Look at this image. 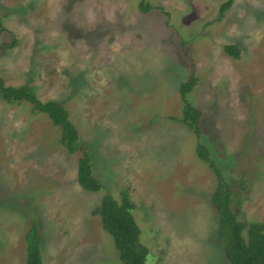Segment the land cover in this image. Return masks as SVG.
Returning <instances> with one entry per match:
<instances>
[{
  "label": "rangeland",
  "instance_id": "374dc122",
  "mask_svg": "<svg viewBox=\"0 0 264 264\" xmlns=\"http://www.w3.org/2000/svg\"><path fill=\"white\" fill-rule=\"evenodd\" d=\"M224 1L0 0V43L16 40L0 50V75L65 105L103 184H79L81 152L46 113L0 98V264H25L33 221L44 264H123L93 212L122 189L145 264H230L211 201L218 179L196 145L231 183L240 217L264 223V0H234L219 17ZM191 74L200 137L181 120Z\"/></svg>",
  "mask_w": 264,
  "mask_h": 264
},
{
  "label": "trees",
  "instance_id": "16d2710c",
  "mask_svg": "<svg viewBox=\"0 0 264 264\" xmlns=\"http://www.w3.org/2000/svg\"><path fill=\"white\" fill-rule=\"evenodd\" d=\"M234 0H225L219 8V17L228 10ZM149 4L141 3L140 9L147 11ZM14 39L9 43H0L3 47L15 45ZM227 54L238 58L240 49L236 44H225ZM197 78L191 74L189 79L179 84V93L182 100L181 120L198 137L202 134V112L188 98ZM0 98L11 103L23 101L32 104L34 111L44 112L52 123L61 129V142L70 152L80 151L77 171V180L86 190H101L103 184L94 175L92 156L80 140V134L69 116V111L63 103L55 99L42 101L37 96L34 85L24 83L21 85L6 84L0 75ZM198 157L207 162L217 176V186L211 195V201L216 211L219 235L223 241V250L230 264H264V223L247 221L233 207L237 202L231 183L222 175L221 170L210 156L207 147L197 142ZM134 202L130 199L126 189L120 191L116 198L110 192L103 195L101 202L93 210L101 218L103 228L109 232L119 251L123 264H145L149 249L142 242L141 228L133 214ZM27 255L25 264H44L41 254V227L33 221L26 232Z\"/></svg>",
  "mask_w": 264,
  "mask_h": 264
}]
</instances>
